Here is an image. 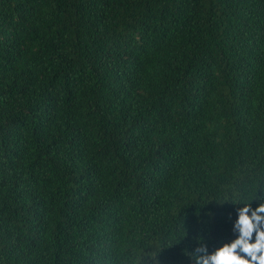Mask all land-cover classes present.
Here are the masks:
<instances>
[{"label": "trees", "instance_id": "trees-1", "mask_svg": "<svg viewBox=\"0 0 264 264\" xmlns=\"http://www.w3.org/2000/svg\"><path fill=\"white\" fill-rule=\"evenodd\" d=\"M245 204L264 0H0V264H195Z\"/></svg>", "mask_w": 264, "mask_h": 264}, {"label": "clouds", "instance_id": "clouds-1", "mask_svg": "<svg viewBox=\"0 0 264 264\" xmlns=\"http://www.w3.org/2000/svg\"><path fill=\"white\" fill-rule=\"evenodd\" d=\"M264 204L238 209L233 230L238 235L230 244L209 254L206 246L196 249L195 264H264ZM199 242V241H198Z\"/></svg>", "mask_w": 264, "mask_h": 264}]
</instances>
